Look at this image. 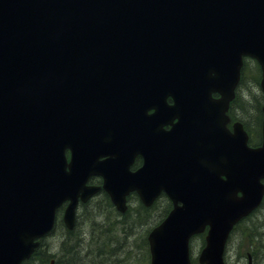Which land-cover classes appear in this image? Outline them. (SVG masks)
<instances>
[{
  "label": "water",
  "instance_id": "1",
  "mask_svg": "<svg viewBox=\"0 0 264 264\" xmlns=\"http://www.w3.org/2000/svg\"><path fill=\"white\" fill-rule=\"evenodd\" d=\"M244 55L264 96V0H0V264L27 258L65 200L72 228L100 188L119 211L130 192L171 200L150 264H190L206 226L198 261L224 264L264 194V106L259 146L227 127Z\"/></svg>",
  "mask_w": 264,
  "mask_h": 264
},
{
  "label": "rangeland",
  "instance_id": "2",
  "mask_svg": "<svg viewBox=\"0 0 264 264\" xmlns=\"http://www.w3.org/2000/svg\"><path fill=\"white\" fill-rule=\"evenodd\" d=\"M245 62L247 67L245 69L246 74L236 90L240 94L241 99L244 98L246 100L248 97H252V100L249 101L250 105L252 104L254 109L256 107L258 109V106H260L261 110L263 105L262 92L259 84L257 85L252 78V75L256 73L257 62L252 58H246ZM250 93H253L254 96ZM244 94L247 97H243ZM252 112L254 111L252 110ZM241 119L250 127L253 138H258L259 135L256 131H260L262 121L260 120L259 125L256 118H252V116L250 117L247 114H242ZM158 199L152 205L153 207L148 209L146 214L143 217L140 216L141 218L137 221H134V219L128 220L130 219L129 214L131 212L134 213L133 208L137 205L134 193L131 194L130 198H127L125 210L127 219L121 216V212L112 205L110 200L106 202L98 199L97 201H90L84 207L77 206V215L75 214L76 228H67L63 224L61 226L58 225L43 238L42 250L46 252L38 258L42 259L46 253L54 254V257H49L47 262L39 261L37 257H34L26 264H49L50 260H53L52 264H54L56 259H59L58 262L60 263L64 254L62 251L67 248V243H64L65 245L59 249L61 237L70 236L68 233L65 234L66 230H72L73 235L70 237L74 236L77 238V247H75L73 255V258H76L75 264H150L147 236L152 226L164 216L165 209L168 206L164 198L160 197V201ZM98 211L104 214V219H99ZM82 214L84 215L82 216ZM93 220L94 222H92ZM76 222L74 218L73 223L76 224ZM91 230H94V236L91 235ZM103 231L109 233V238H99L98 234ZM233 231L226 243L224 252L225 263L246 264L247 253H250L253 256L254 264H264V202L251 215L239 222ZM203 236V234H199L190 241L192 264H199L197 255L203 246ZM258 244L260 246L262 244L261 250L257 249ZM72 250L74 251V248ZM88 257L89 260L87 259Z\"/></svg>",
  "mask_w": 264,
  "mask_h": 264
},
{
  "label": "trees",
  "instance_id": "3",
  "mask_svg": "<svg viewBox=\"0 0 264 264\" xmlns=\"http://www.w3.org/2000/svg\"><path fill=\"white\" fill-rule=\"evenodd\" d=\"M255 66H256V64H255ZM247 67L246 66H244L243 67V69L241 70V74H242V76H241V82L243 81V79H244V77H245V74H246V72H245V69H246ZM249 71H250V69H248ZM248 72V71H247ZM252 78H253V81H255V83H257V85L259 84V80H260V69L258 68V65H257V69H256V73H255V75H252ZM249 92H251V91H249ZM251 95H253L254 96V94L253 93H250ZM250 96V95H249ZM243 97H247L245 94H244V96ZM261 97H262V103H264V99H263V96L261 95ZM242 99H243V101H242ZM241 99V96H240V94L237 92L236 93V97L234 98V100L232 101V104H231V107H230V114H231V116L232 117H234V118H236V119H239V120H241V121H243V123H244V126H245V128L247 129V130H250V127L247 125V123L246 122H244V120L243 119H241V115L242 114H247L248 116H252V118L254 117V118H256L257 119V121H258V124L260 125V120H261V118H262V115H261V110H260V106H258V109H257V107H256V109H254L253 107H252V104L250 105V102L249 101H251L252 100V97H248V99H244V98H242ZM250 99V100H249ZM248 102H249V104H248ZM261 103V104H262ZM252 110L254 111V112H252ZM250 112H252V113H250ZM257 113V114H256ZM241 114V115H240ZM257 132V134L259 135L258 137H260V131H256ZM253 140V139H252ZM256 140V139H255ZM258 141L256 142V143H258L259 141H260V138H258L257 139ZM251 142V141H250ZM252 144L253 143H255V141H253V142H251ZM140 164V158H137L136 160H135V162H134V164L132 165V168H135V167H137L138 165ZM91 181L93 182V183H98V182H100V179L99 178H92L91 179ZM134 196L136 197V200H137V205H136V207H134L133 208V212L134 213H132L131 212V214H129V216H130V219H128V220H133L134 219V221L136 220H139L141 217L140 216H144L145 214H146V212L148 211V209H150V208H152L153 206L151 205V206H149V207H146V206H144V205H142L141 203H140V201H139V199H138V197L136 196V194L134 193ZM131 197V195L129 196V198ZM161 198H164L165 199V201H166V204L168 203V206H167V208L165 209V214L168 212V210L171 208V203L169 202V200L166 198V196H164V194H161V196H160ZM160 197H159V201H160ZM98 199H101V200H104V201H106V202H108L109 201V197H108V195L106 194V192H104L103 190H100L99 192H98V194L95 196V197H93L92 199H90L89 201H87V202H85V203H82L81 205H80V207H84V206H86L90 201H97ZM109 204V203H108ZM138 206V207H137ZM143 213H142V212ZM83 213L85 214V212H84V210H83ZM84 214H82V216L84 215ZM127 213L126 212H124V213H121V216L123 217V218H125L127 215H126ZM165 214H164V216H165ZM104 214H101L99 211H98V217H99V219H104ZM163 216V217H164ZM94 217V216H93ZM162 217V218H163ZM161 218V219H162ZM126 219H127V217H126ZM160 219V220H161ZM159 220V221H160ZM158 221V222H159ZM92 222H94V220L92 221ZM61 223V221H60V219L59 220H57V225L58 224H60ZM157 223V222H156ZM62 225V223L60 224V226ZM76 226H77V222H76V224H75V228H76ZM92 231V236H94V230H91ZM66 233H68V235H73V231L72 230H66V232H65V234ZM70 236H66L65 238H64V236L63 237H61V242H60V248L59 249H61L62 248V246L63 245H65L64 243H67L66 244V246H67V248L65 249V251H62V253H64L63 254V256L61 257V261H60V263L58 262V260L59 259H56V261H55V263L54 264H75L76 263V258H73V255H74V253H75V247H77V238H75L74 236L73 237H70ZM98 236H101V239H105V238H109V233L108 232H106V231H103V232H101V233H99L98 234ZM42 243H43V241H42ZM42 243H40L39 244V246L34 250V252L32 253V256L30 257V259L31 258H34V257H40V255L41 254H43L44 252H46L45 250H42L43 249V244ZM72 248H74V251L72 250ZM76 255V254H75ZM49 257H54V254H50V253H46L45 254V256L42 258V259H40V258H38L39 259V261H44V262H47V259L49 258ZM29 259V260H30ZM29 260H27V261H25V262H23L22 264H26ZM75 262V263H74Z\"/></svg>",
  "mask_w": 264,
  "mask_h": 264
},
{
  "label": "bare ground",
  "instance_id": "4",
  "mask_svg": "<svg viewBox=\"0 0 264 264\" xmlns=\"http://www.w3.org/2000/svg\"><path fill=\"white\" fill-rule=\"evenodd\" d=\"M260 78H261V74H260ZM254 211H255V210L251 211L247 216L241 218L236 224H238V223L241 222L243 219H245L246 217H248L249 215H251ZM165 217H166V214H165V216H164L159 222H161ZM206 227H207V226H206ZM149 232H150V231H149ZM99 238H101V236H99ZM147 241H148V240H147ZM261 246H262V244H261ZM261 246L258 244V245H257V249L261 250V248H260ZM87 259L89 260V257H88ZM90 260H93V259H90Z\"/></svg>",
  "mask_w": 264,
  "mask_h": 264
},
{
  "label": "flooded vegetation",
  "instance_id": "5",
  "mask_svg": "<svg viewBox=\"0 0 264 264\" xmlns=\"http://www.w3.org/2000/svg\"><path fill=\"white\" fill-rule=\"evenodd\" d=\"M242 123H243V121H242ZM243 125H244V123H243ZM258 144V143H257ZM256 144V145H257ZM139 158V157H138ZM141 158V157H140ZM205 243V240H204V238L202 239V244H204ZM249 262H251V264H254V262H253V256H252V254H250V253H247V256H246V264H248Z\"/></svg>",
  "mask_w": 264,
  "mask_h": 264
}]
</instances>
